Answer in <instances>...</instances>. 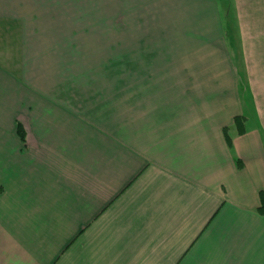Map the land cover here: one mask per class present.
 <instances>
[{
	"label": "crops",
	"instance_id": "crops-1",
	"mask_svg": "<svg viewBox=\"0 0 264 264\" xmlns=\"http://www.w3.org/2000/svg\"><path fill=\"white\" fill-rule=\"evenodd\" d=\"M240 14L264 0H0V264H264V57L237 52Z\"/></svg>",
	"mask_w": 264,
	"mask_h": 264
},
{
	"label": "rangeland",
	"instance_id": "rangeland-1",
	"mask_svg": "<svg viewBox=\"0 0 264 264\" xmlns=\"http://www.w3.org/2000/svg\"><path fill=\"white\" fill-rule=\"evenodd\" d=\"M104 14V26H105V38H106V50H107V66L109 68V71H112L115 67V52L113 51V46H114V35L116 34L115 27L112 26V19L111 16L103 11ZM91 19V17H89ZM95 19V18H94ZM235 22L238 26V33L243 36L242 44H240V47L237 48V52L240 53V55H243L244 57L247 58V60L251 59L252 61L255 60L254 62H251V67L255 68V66L259 65L260 66V60L263 59L264 57V15L260 16L257 14H252V15H241L237 16L235 18ZM229 23V22H228ZM126 60V58L124 59ZM76 74L78 75V83H84L88 84L92 81H95L97 83H100V76L97 75V78L93 75L95 73L96 67H99V62L92 58L91 61H80L76 59ZM243 64L242 66H244ZM90 66V67H89ZM103 66V62H102ZM241 67V65H240ZM247 70V69H246ZM90 74V75H89ZM92 76V77H90ZM125 79H128V74L125 75ZM105 81V76L102 75V82L104 83ZM119 81L117 79V74H109L108 75V80L107 83L110 86L109 93H110V98L112 102L110 103L111 105V110H112V121L113 123V131L114 133L117 132H132V130L127 129V124L122 120H120V109L124 110V103H131L132 98V89H127L125 90L127 93V98L126 101L123 103L121 102L119 104L118 97H117V85L116 82ZM95 84V82H93ZM120 105V109H119ZM20 123V122H18ZM22 138L23 133L20 131ZM120 134V133H119Z\"/></svg>",
	"mask_w": 264,
	"mask_h": 264
},
{
	"label": "trees",
	"instance_id": "trees-1",
	"mask_svg": "<svg viewBox=\"0 0 264 264\" xmlns=\"http://www.w3.org/2000/svg\"><path fill=\"white\" fill-rule=\"evenodd\" d=\"M245 118L243 116H237L236 117V123H239V124H242V121L244 120ZM18 131H21L23 133V127L19 125V129ZM244 131V130H243ZM227 140L228 141H231L230 140V137L227 136ZM262 198H263V201L261 203V206L258 208V210L261 212V213H264V194H262Z\"/></svg>",
	"mask_w": 264,
	"mask_h": 264
}]
</instances>
